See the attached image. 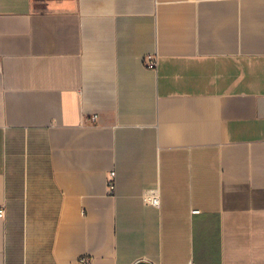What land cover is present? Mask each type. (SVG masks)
<instances>
[{
  "label": "crops",
  "instance_id": "1",
  "mask_svg": "<svg viewBox=\"0 0 264 264\" xmlns=\"http://www.w3.org/2000/svg\"><path fill=\"white\" fill-rule=\"evenodd\" d=\"M2 208L0 264H264V0H0Z\"/></svg>",
  "mask_w": 264,
  "mask_h": 264
},
{
  "label": "built area",
  "instance_id": "2",
  "mask_svg": "<svg viewBox=\"0 0 264 264\" xmlns=\"http://www.w3.org/2000/svg\"><path fill=\"white\" fill-rule=\"evenodd\" d=\"M148 65L150 66H155L156 65V58L151 56L148 58ZM108 189L111 193H114L116 191V172L112 171L110 172L109 178H108ZM146 200L153 204V205H158L159 199L155 194L149 195L146 197ZM197 211V210H196ZM4 209H0V216L4 215ZM76 264H92V259L88 255L81 256ZM193 264V263H190Z\"/></svg>",
  "mask_w": 264,
  "mask_h": 264
},
{
  "label": "water",
  "instance_id": "3",
  "mask_svg": "<svg viewBox=\"0 0 264 264\" xmlns=\"http://www.w3.org/2000/svg\"><path fill=\"white\" fill-rule=\"evenodd\" d=\"M137 264H149L147 262H138Z\"/></svg>",
  "mask_w": 264,
  "mask_h": 264
}]
</instances>
